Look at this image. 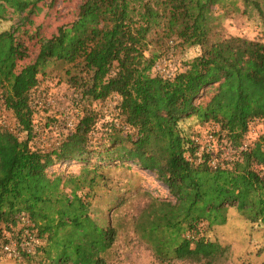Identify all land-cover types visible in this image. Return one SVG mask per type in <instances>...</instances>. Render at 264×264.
I'll use <instances>...</instances> for the list:
<instances>
[{
	"label": "trees",
	"instance_id": "1",
	"mask_svg": "<svg viewBox=\"0 0 264 264\" xmlns=\"http://www.w3.org/2000/svg\"><path fill=\"white\" fill-rule=\"evenodd\" d=\"M36 3L16 5L25 12ZM243 4V13L257 14L262 38L220 34L223 18L240 11L236 0H85L23 67L15 30L0 32V97L20 134L0 126V241L15 237L25 214L42 245L24 260L108 264L118 227L113 219L100 224L91 200L101 173L119 167L150 173L169 194L152 198L134 223L161 264L223 256L202 225H226L232 209L258 224L264 241V134L245 146L250 126L264 122V0ZM191 47L199 53L171 77L158 72L171 52ZM53 73L89 106L58 144L34 148V97L40 75ZM113 96L119 123L95 138L99 116L90 105ZM206 124L218 126L214 136L233 150L216 167L210 153L198 156L188 131Z\"/></svg>",
	"mask_w": 264,
	"mask_h": 264
},
{
	"label": "rangeland",
	"instance_id": "2",
	"mask_svg": "<svg viewBox=\"0 0 264 264\" xmlns=\"http://www.w3.org/2000/svg\"><path fill=\"white\" fill-rule=\"evenodd\" d=\"M37 2L35 7H29L22 12L17 2ZM85 0H0V32L9 29L15 30L19 50L26 56L19 62V67L32 63L41 46L51 36L57 33L63 23L74 21ZM240 8L237 13H230L222 20L219 29L222 36H240L248 39H260L263 36L262 24L255 12L243 13V0H236ZM32 10V11H30ZM224 14L223 9H217L216 15ZM29 16V17H27ZM200 51L199 47L178 48L167 58L175 66H183ZM57 73L40 75V88L34 97L33 117L34 137L31 145L34 148H51L59 143L63 134L72 129L82 115L87 102H82L67 82ZM119 97L113 96L106 101L93 102L90 105L99 116L98 132L95 138L102 135V131L117 119V104ZM0 116L13 133L19 134L14 115L0 107ZM191 125V124H190ZM106 126V127H105ZM105 127V128H104ZM219 127L214 124L192 126L189 133L198 139L200 153L208 143V136L218 132ZM264 134V122L258 121L250 126L245 144L249 145ZM25 139V134L21 135ZM218 142V139L215 137ZM226 142V141H223ZM228 142V141H227ZM246 145V146H247ZM214 157L218 163L233 155L230 144H216ZM199 155V154H198ZM63 167V166H62ZM67 172H79L76 165H66ZM59 170H62L60 168ZM99 184L93 188L94 197L91 200V215L102 225H107L110 219L118 227V240L109 256L108 264H161L154 252L139 234L134 230V223L142 210L151 202L152 198H169L167 190L146 171L132 168L130 170L119 167L106 170ZM230 218L226 225L207 230L202 225L205 236L226 249L223 256L215 260L201 262L173 260L164 264H264V241L262 230L258 224H251L235 210L229 211ZM23 226L19 224L13 229L14 239H21ZM0 256V264H43L40 258L26 261ZM51 264H55V259Z\"/></svg>",
	"mask_w": 264,
	"mask_h": 264
},
{
	"label": "built area",
	"instance_id": "3",
	"mask_svg": "<svg viewBox=\"0 0 264 264\" xmlns=\"http://www.w3.org/2000/svg\"><path fill=\"white\" fill-rule=\"evenodd\" d=\"M158 72L164 77H171L173 75V62L170 58H164L157 64ZM0 107L4 111V101L0 97ZM0 126L6 127V124L3 120H1L0 116ZM197 144L201 142L196 139ZM216 144H231L230 142H217L215 140L214 134H210L208 136V143L202 148L201 153L199 152V157L201 156L202 152L210 153L212 155L211 164L212 166L216 167L223 162L217 161L214 157V153L217 150ZM246 146V144H245ZM231 148V147H230ZM18 223L22 224L23 226V234H20L22 237L21 239H14L11 237L10 233H6L3 240L0 241V256L6 255L10 258L14 259H22L26 255H34L36 254L37 250L42 245V240L31 231L32 223L28 216L22 214L18 217Z\"/></svg>",
	"mask_w": 264,
	"mask_h": 264
}]
</instances>
